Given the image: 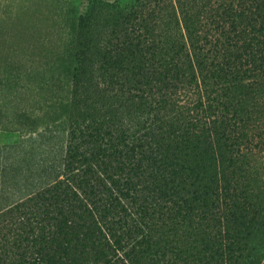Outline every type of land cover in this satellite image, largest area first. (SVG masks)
I'll list each match as a JSON object with an SVG mask.
<instances>
[{"label": "trees", "instance_id": "obj_1", "mask_svg": "<svg viewBox=\"0 0 264 264\" xmlns=\"http://www.w3.org/2000/svg\"><path fill=\"white\" fill-rule=\"evenodd\" d=\"M69 13L63 148L8 163L0 264H264V0Z\"/></svg>", "mask_w": 264, "mask_h": 264}, {"label": "rangeland", "instance_id": "obj_2", "mask_svg": "<svg viewBox=\"0 0 264 264\" xmlns=\"http://www.w3.org/2000/svg\"><path fill=\"white\" fill-rule=\"evenodd\" d=\"M86 2L87 0H0L2 199L12 185V171L7 166L10 160L33 156L31 162L33 159L39 162L48 158L46 156L54 157L57 149L61 151L63 148L65 133L63 128H59L63 117H54L58 116L54 115L56 99L63 94L59 89V82L64 86L65 81L58 64L66 55V47L71 40L69 11L76 16L83 13ZM261 132L264 141V126ZM259 148V157L263 161L261 164H264V142ZM22 167L24 173L27 172L25 169L28 165L22 164ZM259 169L264 172V166ZM245 263L253 264L247 260Z\"/></svg>", "mask_w": 264, "mask_h": 264}]
</instances>
